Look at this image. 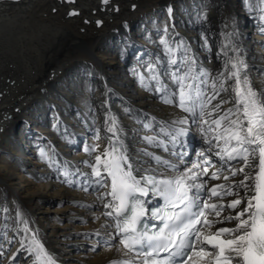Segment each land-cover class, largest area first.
I'll return each mask as SVG.
<instances>
[{"label": "bare ground", "instance_id": "6f19581e", "mask_svg": "<svg viewBox=\"0 0 264 264\" xmlns=\"http://www.w3.org/2000/svg\"><path fill=\"white\" fill-rule=\"evenodd\" d=\"M70 9L79 14L68 16ZM189 57L210 73L209 94L229 58L243 60L264 86V0H0V264H47L30 251L33 237L53 264L122 256L109 250L119 237L109 240L115 228L102 227L111 223L98 199L107 189L86 175L92 158L84 149L120 141L134 167L149 170L158 168L153 156L173 159L159 141L188 114L155 89L164 85L170 94L176 66L169 60L183 71ZM155 65L159 82L147 70ZM187 127L207 147L199 128ZM198 160L186 157L181 167ZM220 183L208 180V187Z\"/></svg>", "mask_w": 264, "mask_h": 264}, {"label": "snow or ice", "instance_id": "6c2138e0", "mask_svg": "<svg viewBox=\"0 0 264 264\" xmlns=\"http://www.w3.org/2000/svg\"><path fill=\"white\" fill-rule=\"evenodd\" d=\"M163 43L171 55L173 49L167 41ZM169 63L176 66L172 73L176 87L170 94L164 85L155 90L164 93V103L188 115L174 120L172 124L181 127L166 133L169 140L159 143L178 160L153 156L158 168L149 170L134 167L116 142L103 149L99 143L84 149L92 158L91 162L85 161L91 168L86 175L91 183L107 189L98 199L108 209L101 215L111 223L106 221L102 227L115 228L109 240L119 237L115 245L109 244V250L115 247L124 257L111 264H264V86L254 83L243 60L233 63L229 58L224 70L211 78L209 94V81L204 77L210 73L198 71L200 66L194 57L184 59L183 71L175 58ZM156 67L148 66L147 70L153 73L151 79L159 82ZM226 104L229 107L225 108ZM190 122L199 128L207 147L195 153L198 161L181 167L187 155L182 137L189 134ZM108 131L115 134V120ZM95 139L100 140L99 133ZM146 139L153 143L156 138ZM168 143L174 151L167 147ZM41 155L49 158L43 152ZM236 176L242 179H231ZM208 180L225 183L208 187ZM151 196L162 199L164 207L147 208V198ZM227 196L235 198L225 203ZM213 197L217 200L213 201ZM226 208L231 212L225 214ZM149 215L160 221L158 228L152 225L156 230L151 234L143 223ZM223 223L231 226L214 227ZM32 243L35 247L30 251L37 253V260L46 257L47 264H53L35 237Z\"/></svg>", "mask_w": 264, "mask_h": 264}, {"label": "rangeland", "instance_id": "374dc122", "mask_svg": "<svg viewBox=\"0 0 264 264\" xmlns=\"http://www.w3.org/2000/svg\"><path fill=\"white\" fill-rule=\"evenodd\" d=\"M74 11H75V10H74ZM75 12H76V11H75ZM68 16H70V17H74V16H76V15H69V13H68ZM96 26L99 27L100 25H99V24H96ZM241 29H242V30L246 29L244 24L241 25ZM133 90H137V91H138L139 89H138L136 86H134V87H133Z\"/></svg>", "mask_w": 264, "mask_h": 264}, {"label": "water", "instance_id": "95a60500", "mask_svg": "<svg viewBox=\"0 0 264 264\" xmlns=\"http://www.w3.org/2000/svg\"><path fill=\"white\" fill-rule=\"evenodd\" d=\"M66 1H69V0H66ZM101 2H103V0H101ZM74 11V9H70L69 10V14L71 13V12H73Z\"/></svg>", "mask_w": 264, "mask_h": 264}, {"label": "flooded vegetation", "instance_id": "af4514ba", "mask_svg": "<svg viewBox=\"0 0 264 264\" xmlns=\"http://www.w3.org/2000/svg\"><path fill=\"white\" fill-rule=\"evenodd\" d=\"M64 1V0H63Z\"/></svg>", "mask_w": 264, "mask_h": 264}]
</instances>
